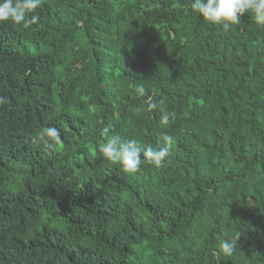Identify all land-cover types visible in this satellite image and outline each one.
I'll use <instances>...</instances> for the list:
<instances>
[{
	"label": "trees",
	"instance_id": "trees-1",
	"mask_svg": "<svg viewBox=\"0 0 264 264\" xmlns=\"http://www.w3.org/2000/svg\"><path fill=\"white\" fill-rule=\"evenodd\" d=\"M191 2L42 0L37 24L0 23V264H264V26ZM105 127L167 133L170 154L125 173Z\"/></svg>",
	"mask_w": 264,
	"mask_h": 264
},
{
	"label": "clouds",
	"instance_id": "clouds-1",
	"mask_svg": "<svg viewBox=\"0 0 264 264\" xmlns=\"http://www.w3.org/2000/svg\"><path fill=\"white\" fill-rule=\"evenodd\" d=\"M41 6L42 0H0V23L11 22L25 28L37 24L40 16L36 10ZM190 8L205 22L222 26L224 31H229L234 25H238L245 13L250 14L257 25L264 26V0H192ZM138 91L143 95L142 88ZM4 103H6V98L0 97V104ZM162 103V101L157 102L149 98L147 111L156 110ZM173 119H175L174 112L161 108L159 120L161 125L167 126ZM102 134L106 142L99 145V152L104 159L118 165L125 173L139 171L143 161L156 168L162 167L170 154V145L173 142V137L165 133L161 137L163 146L142 148L136 140H124L118 133H111L108 127L103 128ZM35 139L46 147L62 142L61 132L56 127H44L38 130ZM239 239L240 234L237 233L230 239L220 241L216 254L231 256Z\"/></svg>",
	"mask_w": 264,
	"mask_h": 264
}]
</instances>
